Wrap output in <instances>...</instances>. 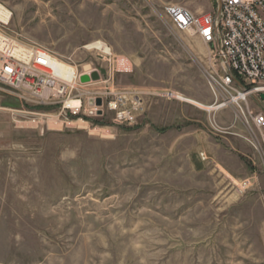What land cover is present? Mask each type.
Segmentation results:
<instances>
[{
  "label": "rangeland",
  "instance_id": "rangeland-1",
  "mask_svg": "<svg viewBox=\"0 0 264 264\" xmlns=\"http://www.w3.org/2000/svg\"><path fill=\"white\" fill-rule=\"evenodd\" d=\"M168 3L197 15L217 8L1 0L9 36L79 71L91 65L104 80L85 47L106 43L130 65L111 87L140 93L142 109L118 125L105 103L67 123L53 100L0 96V264H264V144L235 104L210 110L229 97L215 98L207 49L173 27ZM162 91L186 102L153 95ZM248 104L261 108L255 97Z\"/></svg>",
  "mask_w": 264,
  "mask_h": 264
},
{
  "label": "built area",
  "instance_id": "built-area-1",
  "mask_svg": "<svg viewBox=\"0 0 264 264\" xmlns=\"http://www.w3.org/2000/svg\"><path fill=\"white\" fill-rule=\"evenodd\" d=\"M215 1L217 8L210 13L197 15L173 3L165 5L164 11L174 28L196 37L206 47L207 76L215 98L229 97L214 106L224 108L227 106L225 103L235 104L242 114H246V123L258 132L264 144V105L259 104L261 108L255 111L248 104L251 97L257 101L259 95L264 94V0ZM0 8H5L1 0ZM7 25L0 20V96L17 97L36 105L53 100L50 104L60 106L59 116H63L67 123L73 122L69 119L83 122V116L97 115V109L101 108L95 105L97 99L102 105L107 104L114 113L113 122L118 125L132 123L133 115L141 111L140 93L111 87L113 73H126L130 65L116 56L106 43L96 41L85 47L104 64L108 73L104 80L91 65L79 71L77 66L58 59L43 47L14 39L5 32ZM58 66L74 68L75 72L65 79L57 73ZM93 72L98 73V81L80 83L81 76H90ZM90 84L100 85L96 94L87 96L79 93V87ZM153 95L169 101L186 102L182 95L172 91ZM51 118L48 115V121ZM201 157L206 159L204 155ZM247 185L248 182H244L241 186Z\"/></svg>",
  "mask_w": 264,
  "mask_h": 264
},
{
  "label": "bare ground",
  "instance_id": "bare-ground-1",
  "mask_svg": "<svg viewBox=\"0 0 264 264\" xmlns=\"http://www.w3.org/2000/svg\"><path fill=\"white\" fill-rule=\"evenodd\" d=\"M0 20L3 21L4 23H8L9 22V20H10V12L7 9L0 8ZM73 71L75 72L74 68H70V67L69 68H65V67H62V66H58L57 67V73L59 75H61L63 78H65V79H69L72 76V72ZM72 104L73 105H78V103H72ZM225 105H228V103H225ZM195 106L200 107L198 105H195ZM200 108H202V107H200ZM221 108L222 107L212 106L210 108V110H219Z\"/></svg>",
  "mask_w": 264,
  "mask_h": 264
},
{
  "label": "water",
  "instance_id": "water-1",
  "mask_svg": "<svg viewBox=\"0 0 264 264\" xmlns=\"http://www.w3.org/2000/svg\"><path fill=\"white\" fill-rule=\"evenodd\" d=\"M99 80V75H98V73L97 72H93L91 75H90V77L89 76H87V75H83V76H81V78H80V83H82V84H86V83H89L90 81H92V82H96V81H98ZM257 102L260 104V105H264V94H260L259 95V99H257ZM91 104H92V102H90ZM95 105L97 106V107H101L102 106V102H101V100L100 99H97L96 101H95Z\"/></svg>",
  "mask_w": 264,
  "mask_h": 264
},
{
  "label": "crops",
  "instance_id": "crops-1",
  "mask_svg": "<svg viewBox=\"0 0 264 264\" xmlns=\"http://www.w3.org/2000/svg\"><path fill=\"white\" fill-rule=\"evenodd\" d=\"M201 12H202V11H199L198 14H203V13H201Z\"/></svg>",
  "mask_w": 264,
  "mask_h": 264
}]
</instances>
